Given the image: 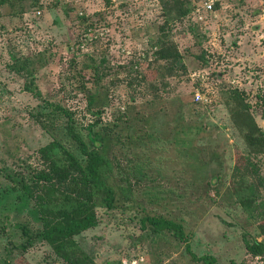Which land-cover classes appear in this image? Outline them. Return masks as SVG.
I'll return each mask as SVG.
<instances>
[{"label":"rangeland","instance_id":"1","mask_svg":"<svg viewBox=\"0 0 264 264\" xmlns=\"http://www.w3.org/2000/svg\"><path fill=\"white\" fill-rule=\"evenodd\" d=\"M206 1L0 0L2 264H264L246 247L264 244V0ZM70 125L99 153L114 204L97 195L99 224L70 249L24 250L19 226L56 221L42 204L87 199ZM51 147L74 164L39 184ZM148 216L181 223L190 249Z\"/></svg>","mask_w":264,"mask_h":264},{"label":"trees","instance_id":"2","mask_svg":"<svg viewBox=\"0 0 264 264\" xmlns=\"http://www.w3.org/2000/svg\"><path fill=\"white\" fill-rule=\"evenodd\" d=\"M172 56L175 60L179 58V54L175 48L170 49L169 54L165 55L166 58H170ZM37 95L42 98L41 92L38 91ZM46 103L50 107H54L56 110L65 112V109L60 106L49 103L48 101H46ZM250 122L248 123L250 124V130L257 131V126L255 125L254 120L250 119ZM67 133L68 136L80 147L82 153L89 160L86 171V180L89 184L87 199L64 196L57 203L51 201L49 203L42 204V210L51 213L55 217L56 221L49 222L48 226L43 231L37 233H31V230L24 225L19 226L26 239L22 244V248L24 250H27L34 244V242L40 240L55 245L59 252L70 249L71 247H67L66 243L64 242L69 241L75 236L98 226L99 219L91 208V202L95 200L97 195L100 192L106 194L104 202L107 207L111 208L114 204V190L104 179V171L101 170V157L99 153L90 151L87 147V144L84 142L81 136L75 132L71 125L68 127ZM44 150L51 152L54 166L48 173L46 172L44 174L37 175L35 180L39 184H53L56 180L68 175L70 173L69 166H73L74 163L66 157H63L55 147L46 148ZM143 224L145 226H151L157 231L171 232L175 237L179 238L182 243L186 244L188 249H190V236L186 233L184 226L181 223L163 217L148 216L143 219ZM72 246L74 245L72 244ZM246 247L251 255L255 257H264V244L256 240H246ZM64 256L69 262L74 264L77 263L76 260L69 257L70 255ZM200 260H203L206 264H216L215 258L209 256L200 258ZM0 264H2L1 261ZM6 264H9L8 261Z\"/></svg>","mask_w":264,"mask_h":264},{"label":"built area","instance_id":"3","mask_svg":"<svg viewBox=\"0 0 264 264\" xmlns=\"http://www.w3.org/2000/svg\"><path fill=\"white\" fill-rule=\"evenodd\" d=\"M205 7L208 11H213L215 7V0H207L205 2ZM196 98H197V101H200V102L204 99L203 96H201L199 93L197 94Z\"/></svg>","mask_w":264,"mask_h":264}]
</instances>
